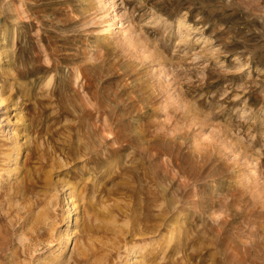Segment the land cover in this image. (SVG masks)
<instances>
[{"label": "rangeland", "instance_id": "rangeland-1", "mask_svg": "<svg viewBox=\"0 0 264 264\" xmlns=\"http://www.w3.org/2000/svg\"><path fill=\"white\" fill-rule=\"evenodd\" d=\"M2 29L0 264H264V0H0Z\"/></svg>", "mask_w": 264, "mask_h": 264}, {"label": "bare ground", "instance_id": "bare-ground-1", "mask_svg": "<svg viewBox=\"0 0 264 264\" xmlns=\"http://www.w3.org/2000/svg\"><path fill=\"white\" fill-rule=\"evenodd\" d=\"M178 22H179V24L181 23L180 20H179ZM3 33H4V31H3V29H2V30L0 31V36H1ZM16 148H17V147H16ZM16 152H17V154H18V152H19V148L16 149ZM177 162H178V161H177ZM0 172H1V169H0ZM70 198H71V197H70ZM69 217H70V216H69ZM72 225H73V220L69 218L67 228L72 227ZM167 234H168V233H167ZM65 235H66L67 239L64 240V241H65V244L63 243L64 246L66 245L67 242H69L68 240H69V238H70L69 235H68L67 233H66ZM68 237H69V238H68ZM64 241H63V242H64ZM65 248H66V246H65ZM128 249H129V248H128ZM129 253H130L129 250H127V252H126V259H125V260H127V259L129 258Z\"/></svg>", "mask_w": 264, "mask_h": 264}]
</instances>
